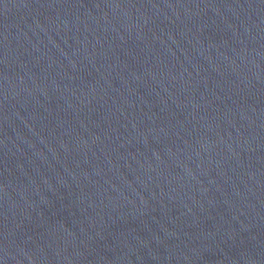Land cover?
Instances as JSON below:
<instances>
[{"label": "water", "instance_id": "1", "mask_svg": "<svg viewBox=\"0 0 264 264\" xmlns=\"http://www.w3.org/2000/svg\"><path fill=\"white\" fill-rule=\"evenodd\" d=\"M0 264H264V0H0Z\"/></svg>", "mask_w": 264, "mask_h": 264}]
</instances>
